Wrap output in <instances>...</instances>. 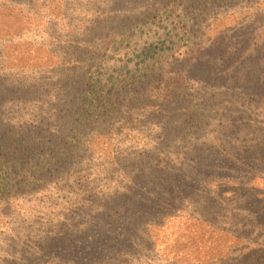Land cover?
<instances>
[{
  "label": "rangeland",
  "instance_id": "374dc122",
  "mask_svg": "<svg viewBox=\"0 0 264 264\" xmlns=\"http://www.w3.org/2000/svg\"><path fill=\"white\" fill-rule=\"evenodd\" d=\"M106 1L0 0L2 76L51 81L75 64L84 83L108 93L113 82L111 92L125 102L137 88L130 76L151 66L145 84L163 95L153 99L159 107L130 116L115 104L119 120L132 121V135L103 118L111 140L95 141L87 153L85 146L75 167L32 183L19 172L10 179L21 190L0 207V264H249L264 255V230L254 228L264 213V0H222L184 20L160 10L112 41L92 33ZM0 112L3 122L33 115L8 104ZM152 166V182L134 184L139 168ZM213 181L225 197L212 218L189 217ZM163 196L173 203L161 212L182 206L189 213L162 225L141 219Z\"/></svg>",
  "mask_w": 264,
  "mask_h": 264
},
{
  "label": "trees",
  "instance_id": "16d2710c",
  "mask_svg": "<svg viewBox=\"0 0 264 264\" xmlns=\"http://www.w3.org/2000/svg\"><path fill=\"white\" fill-rule=\"evenodd\" d=\"M223 4L222 0H107L104 5L111 6L102 10L99 17L93 20L92 33L101 35L103 40L112 41L119 37L120 32H124V30H127L128 35L123 34L128 37L133 32L134 26L155 19L160 10H163L164 14H168V18L173 17L176 12H182L184 20V16L190 17L192 14L200 18L214 6ZM183 20L180 19V23H183ZM151 48V46L148 47V53L142 54L145 59L152 57L150 55ZM76 56L79 58L82 54L78 53ZM0 59L2 61L0 62V97L3 96L2 101L0 100L3 103L0 105V109L8 104L16 107L29 106L33 111V115L29 118L16 115L8 119V122H3V116L0 114V172L7 177L5 183L2 182L3 178L0 181V207L1 204L9 201L13 191L21 190L20 187L14 189V185L10 188L9 183L10 179L14 178L18 172L20 176L29 175L32 180L30 182H35V178L39 175L46 176L58 169L64 171L70 166L75 167L78 154L85 146L87 153L91 151L95 141L100 139L110 141L111 136L104 133L102 127L103 118L117 119L114 123L118 124L117 130L125 136H131L134 130L129 127V123L132 121L119 120V105H115L118 102L124 107L126 106L127 116H130V111L134 108L146 112L153 106H157L152 104L155 103L153 99H156V102H162V93L156 90L152 93L153 86H150V82L145 84L153 72L151 66H147L140 75L134 73L130 76L138 78L137 81H132V84L137 88L142 86V91L139 92L136 88V91L127 94L129 96L123 102L122 95L111 92L112 87L114 88L113 82L109 92L104 93V87L97 85L96 82L84 83L85 80L79 75L77 76L75 64L71 66L68 63L67 68L60 72L59 78L51 81L40 78V74L39 78L35 76L20 80L1 75L8 66L2 55ZM107 94L111 96L108 97ZM199 153L201 152L199 151ZM156 168L157 166H152L148 170L140 167L134 184L149 180L152 182L150 178H154ZM220 187L216 181H213L205 189L203 202L201 201L198 205V209L193 207L194 215L181 205L169 214L166 210V214L161 212L165 209L167 201L173 203L172 199L167 200L163 196L161 201L153 204L148 203L139 216L141 219L145 218L152 222H158L156 219H161L162 225L164 221L174 218L176 213L185 212L187 214L188 212L189 217H196L197 221L206 222L205 219L212 218L218 202L225 197ZM241 210L237 211L241 212ZM231 212L236 214L234 211ZM118 220L120 219L113 218L110 221V218H106L107 224L117 223ZM150 225L152 226L154 223L150 222ZM130 226L126 225V230ZM254 228L264 230L263 212L259 211L256 215ZM248 262L249 264H264V255L250 256Z\"/></svg>",
  "mask_w": 264,
  "mask_h": 264
}]
</instances>
